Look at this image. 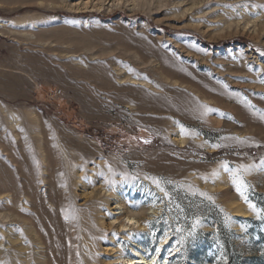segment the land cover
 Listing matches in <instances>:
<instances>
[{"label": "rangeland", "instance_id": "rangeland-1", "mask_svg": "<svg viewBox=\"0 0 264 264\" xmlns=\"http://www.w3.org/2000/svg\"><path fill=\"white\" fill-rule=\"evenodd\" d=\"M163 242L264 264V0H0V264Z\"/></svg>", "mask_w": 264, "mask_h": 264}, {"label": "bare ground", "instance_id": "bare-ground-1", "mask_svg": "<svg viewBox=\"0 0 264 264\" xmlns=\"http://www.w3.org/2000/svg\"><path fill=\"white\" fill-rule=\"evenodd\" d=\"M129 79L132 80L130 76ZM126 222L127 224L122 225L123 229L130 230L132 227L138 226V221H136L134 218L128 217L126 218ZM166 244H168V242L167 243L163 242V244L160 246L158 251L152 255H149L147 252H145L144 248L133 249L132 251L133 256L128 258L126 262L127 264H168L170 261V256L161 254Z\"/></svg>", "mask_w": 264, "mask_h": 264}, {"label": "snow or ice", "instance_id": "snow-or-ice-1", "mask_svg": "<svg viewBox=\"0 0 264 264\" xmlns=\"http://www.w3.org/2000/svg\"><path fill=\"white\" fill-rule=\"evenodd\" d=\"M233 183L237 185V191L238 192L241 191V187H245L241 178L236 174H234V176H233ZM241 195H243L242 192H241Z\"/></svg>", "mask_w": 264, "mask_h": 264}]
</instances>
